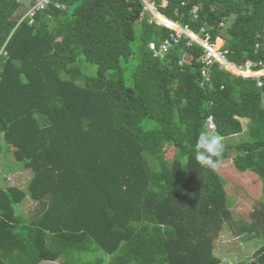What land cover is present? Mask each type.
<instances>
[{
    "label": "trees",
    "instance_id": "obj_1",
    "mask_svg": "<svg viewBox=\"0 0 264 264\" xmlns=\"http://www.w3.org/2000/svg\"><path fill=\"white\" fill-rule=\"evenodd\" d=\"M155 1L169 20L223 38L234 63L264 61V0ZM25 6L0 0V153L13 147L32 172L24 190L0 188V264H219L224 223L236 235L262 223L264 237V221H232L228 193L246 192L195 158L211 115L223 141L238 138L217 163L255 173L264 191L255 79L216 64L199 85L202 48L184 38L154 57L148 43L173 30L149 23L141 0H51L20 21ZM184 53L191 64H178ZM27 196L36 207L25 214ZM248 261L264 264V243Z\"/></svg>",
    "mask_w": 264,
    "mask_h": 264
},
{
    "label": "rangeland",
    "instance_id": "obj_2",
    "mask_svg": "<svg viewBox=\"0 0 264 264\" xmlns=\"http://www.w3.org/2000/svg\"><path fill=\"white\" fill-rule=\"evenodd\" d=\"M156 3V1H155ZM161 6L167 5V0H161L160 2ZM157 5V4H156ZM25 12V11H24ZM23 12V14H24ZM22 14V15H23ZM194 19V18H193ZM157 21V19L155 18ZM195 20V19H194ZM160 21V20H158ZM180 24V23H179ZM208 31V30H207ZM215 44L218 47H223L229 51L228 48L223 46L222 39H215ZM230 52V51H229ZM240 65V64H238ZM82 70L86 75H93L94 74V66L88 64L86 66L85 62L82 65ZM82 81H80L81 83ZM129 82V81H128ZM243 125L246 126L245 120L243 121ZM238 138H236V141ZM232 142V141H231ZM227 161V160H226ZM222 175L229 179H225L228 183H231L233 185H237L241 188L240 185L236 184L238 181L244 188H247V192H249L251 195H248L247 193H239L230 190L229 192L232 194L231 196V203L236 208L238 207L239 211H233L232 213V221H237L239 219L243 220L245 223H249L251 221H258L262 222V214L264 213V192L262 189V181H252L249 177H240L239 173H235V171L230 170L228 167H220ZM7 176V177H6ZM5 179L7 182L12 184H18V181H27L30 179V177L27 175V173L23 172H16L14 175H6ZM19 177V180H18ZM239 178V179H238ZM255 178V177H254ZM238 179V180H237ZM254 182V183H251ZM251 184V185H250ZM19 187H22L21 185H18ZM241 190H243L241 188ZM246 191L245 189L243 190ZM255 199H258L260 203L256 202ZM34 205H32L29 201L24 202L22 209L24 210V213H29L33 209ZM33 213V212H30ZM228 224L230 223H224L219 235L218 240L214 243V249H213V255L218 256L221 259V262L219 264H240L241 262L248 260L249 258H252L255 255V252L264 243V237L257 235L256 233L261 232V226L258 225V228L255 230H252L251 232L243 231L240 235H236V233H239L237 229L231 230V228L228 227ZM256 231V232H255ZM239 236V237H238ZM233 260V261H229ZM241 261V262H239ZM5 264H11V257L5 258L4 260ZM249 261H247V264ZM41 264H60L57 262H50V261H42Z\"/></svg>",
    "mask_w": 264,
    "mask_h": 264
},
{
    "label": "built area",
    "instance_id": "obj_3",
    "mask_svg": "<svg viewBox=\"0 0 264 264\" xmlns=\"http://www.w3.org/2000/svg\"><path fill=\"white\" fill-rule=\"evenodd\" d=\"M19 2H25V12L23 16L20 18V21L25 18L32 19L33 16L38 11L46 10L51 3V0H17ZM144 3L143 11L141 15L143 16L144 12H148L152 15L149 22L154 21L156 24L164 25L173 30L171 36L165 40H163L159 44H155L153 42L149 43V49L152 51L154 57H164L169 53L170 49L177 45L183 38L185 39V46H192L193 44H197L202 48L201 56L199 57V61L202 64V68L200 70L203 81H200L199 84L201 86L204 83L209 82L208 74L209 70L213 65H216L220 69H225L228 72L242 76L245 78H256V83L258 87H262L264 85V61H253L246 60L242 64L238 65L233 61L228 59L229 51L225 48L218 47L215 44L214 40L211 39L210 34L207 29L202 27L199 33H194L186 24L182 25L176 22H173L167 18L165 21H158L156 17L157 5L155 0H141ZM199 7L193 6L191 8V14L193 18L196 20L198 18ZM157 19V21L155 20ZM32 20H30L31 22ZM264 40V37H263ZM259 44H256L255 47L258 48ZM4 49H0V56L6 55ZM192 56L188 53H184L180 60L178 61L179 65L183 64H191ZM206 127L208 131L214 132L216 130V124L211 115L206 118Z\"/></svg>",
    "mask_w": 264,
    "mask_h": 264
},
{
    "label": "crops",
    "instance_id": "obj_4",
    "mask_svg": "<svg viewBox=\"0 0 264 264\" xmlns=\"http://www.w3.org/2000/svg\"><path fill=\"white\" fill-rule=\"evenodd\" d=\"M157 10H158V8H157ZM158 13H159V15H162L159 11H158ZM23 16V15H22ZM163 16V15H162ZM166 18V17H165ZM168 19V18H167ZM176 23H178V22H176ZM190 29H191V27L188 25V24H186ZM202 27H204V28H206L205 26H202ZM201 27V28H202ZM201 28H200V30H199V32L201 31ZM207 29V28H206ZM192 30V29H191ZM193 31V30H192ZM194 32V31H193ZM199 32H194V33H199ZM215 39H222V41H223V46H225L224 45V39L223 38H221L220 36H216L215 37ZM256 45V44H255ZM230 60V59H229ZM247 60H251V59H247ZM231 61V60H230ZM214 66V65H213ZM219 68V67H218ZM220 69V68H219ZM220 70H222V69H220ZM232 74V73H231ZM234 75V74H233ZM237 76V75H236ZM242 77V76H241ZM208 78H209V81H210V77H209V74H208ZM243 78H245V77H243ZM255 82H256V80H255ZM263 83H264V80H263ZM200 85V84H199ZM256 86H257V83H256ZM258 87V86H257ZM258 88H260V89H262V88H264V85L262 86V87H258ZM263 94V93H262ZM262 104H263V106H264V96H262ZM245 120V123H246V126H244L243 125V121ZM240 121H241V123H242V126H243V133H244V135H245V139L247 138V134L245 133V131L247 130V122H248V120L247 119H245V118H240ZM205 128H206V130H207V127H206V122H205ZM215 132V131H214ZM213 132V133H214ZM0 137H2V134L0 133ZM234 138H236V137H234ZM234 138H229L227 141H223V142H229V141H231L232 139H234ZM218 166H220V167H228L230 170H232V171H235V173H239V175H241V176H239V178L240 177H249V178H251V180L252 181H254V180H256V181H262L261 179H259V177L255 174V173H252V172H250V171H245V172H239V171H237L236 169H235V167H234V165L232 164V161L231 160H222V161H220V162H218L217 163V166H216V168H217V171L219 172V174L220 175H222V173H221V171H220V169L218 168ZM224 169V168H223ZM25 172V173H27V175L30 177V179H31V177H32V172L29 170V169H26V168H23V167H21L20 165H18L16 162H15V158H14V152H13V147H11V146H7V145H2V151H1V153H0V188H5V187H12V186H16V187H18V188H20V189H22V190H24L25 188H26V185L28 184V182L30 181V179H28L27 181H21V180H19V177H18V184L16 183V184H12V183H9V182H7L6 181V179H5V176L6 175H14V173H16V172ZM7 177V176H6ZM222 177L223 178H225L223 175H222ZM255 177V178H254ZM238 178V179H239ZM225 179H227V178H225ZM237 179V180H238ZM227 180H229V179H227ZM251 183H254V182H251ZM236 184H238V185H240L241 186V188L244 190H246L245 192L248 194V195H251L249 192H247L248 190H247V188L245 187H243L238 181L236 182ZM18 185H21L22 187H19ZM251 185V184H250ZM262 189H263V181H262ZM264 192V191H263ZM228 196H232L231 195V193L229 192L228 193ZM26 201H29L32 205H34V207H33V209L31 210V211H33L34 210V208L36 207V202L35 201H32L28 196L24 199V201L19 205V211H21L22 213H24V210L22 209V206H23V204H24V202H26ZM238 207L239 206H237L236 208L231 204V206H230V208H231V211H232V213H233V211H239L238 210ZM232 226H234V224H231V225H229L228 224V227L229 228H231L232 229ZM217 258H219L218 256H216ZM220 259V258H219ZM221 260V259H220ZM229 261H233V260H229ZM247 261L248 260H245L244 262H241V261H239V262H241L240 264H247ZM44 262H46V261H44ZM42 262H40L39 264H41Z\"/></svg>",
    "mask_w": 264,
    "mask_h": 264
},
{
    "label": "clouds",
    "instance_id": "obj_5",
    "mask_svg": "<svg viewBox=\"0 0 264 264\" xmlns=\"http://www.w3.org/2000/svg\"><path fill=\"white\" fill-rule=\"evenodd\" d=\"M225 150L223 137L219 134L205 130L201 131L195 143V158L202 165L216 168L218 158Z\"/></svg>",
    "mask_w": 264,
    "mask_h": 264
},
{
    "label": "bare ground",
    "instance_id": "obj_6",
    "mask_svg": "<svg viewBox=\"0 0 264 264\" xmlns=\"http://www.w3.org/2000/svg\"><path fill=\"white\" fill-rule=\"evenodd\" d=\"M143 4H144V3H143ZM145 13H148V12H144V14H145ZM144 14H143V16H144ZM148 14H150V13H148ZM151 17H152V15L150 14V18H149V20L151 19ZM156 17H157V19L160 20V21H165V17L162 16V15H159L158 12L156 13ZM152 22H154V21H152ZM149 23H151V22H149ZM154 23H155V22H154ZM151 42L155 43L154 41H151ZM151 42H149V43H151ZM149 43H148V48H149ZM160 43H161V42H160ZM155 44H157V43H155ZM158 44H159V43H158ZM250 78H252V77H250ZM253 79L256 80V78H253Z\"/></svg>",
    "mask_w": 264,
    "mask_h": 264
}]
</instances>
